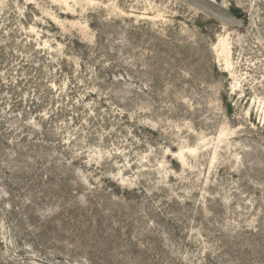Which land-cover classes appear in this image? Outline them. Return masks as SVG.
<instances>
[{
  "label": "rangeland",
  "instance_id": "rangeland-1",
  "mask_svg": "<svg viewBox=\"0 0 264 264\" xmlns=\"http://www.w3.org/2000/svg\"><path fill=\"white\" fill-rule=\"evenodd\" d=\"M0 264H264V0H0Z\"/></svg>",
  "mask_w": 264,
  "mask_h": 264
}]
</instances>
